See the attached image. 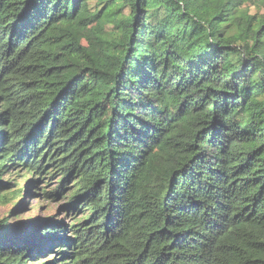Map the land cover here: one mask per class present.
<instances>
[{"label":"trees","instance_id":"1","mask_svg":"<svg viewBox=\"0 0 264 264\" xmlns=\"http://www.w3.org/2000/svg\"><path fill=\"white\" fill-rule=\"evenodd\" d=\"M258 1L0 0V264H264Z\"/></svg>","mask_w":264,"mask_h":264},{"label":"rangeland","instance_id":"2","mask_svg":"<svg viewBox=\"0 0 264 264\" xmlns=\"http://www.w3.org/2000/svg\"><path fill=\"white\" fill-rule=\"evenodd\" d=\"M258 4L264 12V0H259ZM252 10L255 11V8L252 7ZM54 177V176H53ZM26 179H22L20 181V185L24 186L26 185ZM38 185L40 186L38 189L34 188L33 193L28 194L25 193L22 199L19 198V204L23 203L21 208H16L17 206H14L16 204L15 202H0V218H4L6 216L12 217L11 220L13 222H20V223H25V222H30L33 220H38L41 218H49L62 216L63 220L64 215L61 213L60 203H55L44 197L42 194L43 190L45 189H52L55 186V182L53 178H47L39 181ZM12 209H15L16 213H22L19 218L13 217L15 215H11L10 211Z\"/></svg>","mask_w":264,"mask_h":264}]
</instances>
